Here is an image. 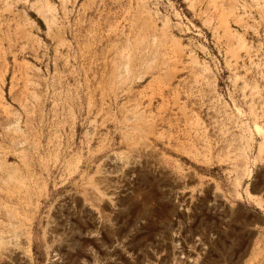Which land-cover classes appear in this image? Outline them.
<instances>
[{
  "label": "rangeland",
  "instance_id": "rangeland-1",
  "mask_svg": "<svg viewBox=\"0 0 264 264\" xmlns=\"http://www.w3.org/2000/svg\"><path fill=\"white\" fill-rule=\"evenodd\" d=\"M263 134L264 0H0V264H264Z\"/></svg>",
  "mask_w": 264,
  "mask_h": 264
},
{
  "label": "bare ground",
  "instance_id": "bare-ground-1",
  "mask_svg": "<svg viewBox=\"0 0 264 264\" xmlns=\"http://www.w3.org/2000/svg\"><path fill=\"white\" fill-rule=\"evenodd\" d=\"M145 40V39H144ZM144 44V43H143ZM136 45V44H135ZM143 46V45H142ZM144 47V46H143ZM128 60V59H127ZM124 66H126L125 67V70L127 69V71L129 70V62L128 61H125L124 62ZM126 75H127V73H126ZM124 77V76H123ZM122 77V78H123ZM136 118V117H135ZM137 120V119H136ZM133 120L131 119V122H132ZM135 121V120H134ZM136 122V121H135ZM134 123V122H133ZM137 123H138V121H137ZM140 123V122H139ZM17 129V128H16ZM258 130H260V131H262V129H258ZM145 132V131H144ZM259 132V131H258ZM149 133V132H148ZM263 133V132H262ZM149 134H151V133H149ZM264 135V134H263ZM261 150L262 151H264V143L262 144V146H261ZM13 180L14 181H19V179H18V177H14L13 178ZM1 237V236H0ZM6 238V237H5ZM176 242V241H175ZM6 244V243H5ZM4 245H2V247H3ZM5 247V246H4ZM3 249V248H2ZM5 251H4V253H5V255H8V253H9V249L6 247V249H4ZM14 251V250H13ZM56 260V258H54V260L53 261H55Z\"/></svg>",
  "mask_w": 264,
  "mask_h": 264
},
{
  "label": "crops",
  "instance_id": "crops-1",
  "mask_svg": "<svg viewBox=\"0 0 264 264\" xmlns=\"http://www.w3.org/2000/svg\"><path fill=\"white\" fill-rule=\"evenodd\" d=\"M261 224H263L264 222H260Z\"/></svg>",
  "mask_w": 264,
  "mask_h": 264
}]
</instances>
